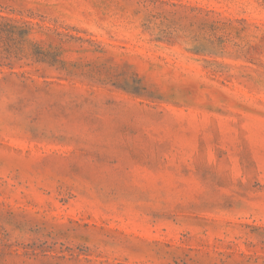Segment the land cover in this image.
I'll use <instances>...</instances> for the list:
<instances>
[{"label":"rangeland","instance_id":"obj_1","mask_svg":"<svg viewBox=\"0 0 264 264\" xmlns=\"http://www.w3.org/2000/svg\"><path fill=\"white\" fill-rule=\"evenodd\" d=\"M0 264H264V0H0Z\"/></svg>","mask_w":264,"mask_h":264}]
</instances>
